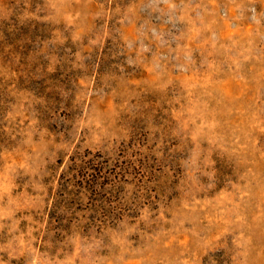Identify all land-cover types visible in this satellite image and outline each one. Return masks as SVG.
Returning a JSON list of instances; mask_svg holds the SVG:
<instances>
[{
	"label": "rangeland",
	"instance_id": "1",
	"mask_svg": "<svg viewBox=\"0 0 264 264\" xmlns=\"http://www.w3.org/2000/svg\"><path fill=\"white\" fill-rule=\"evenodd\" d=\"M0 264H264V0H0Z\"/></svg>",
	"mask_w": 264,
	"mask_h": 264
}]
</instances>
